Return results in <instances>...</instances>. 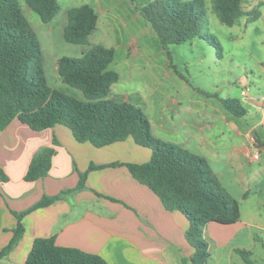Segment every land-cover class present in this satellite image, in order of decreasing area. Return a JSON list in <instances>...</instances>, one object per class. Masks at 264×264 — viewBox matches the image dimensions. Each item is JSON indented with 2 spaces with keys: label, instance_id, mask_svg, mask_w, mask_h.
<instances>
[{
  "label": "crops",
  "instance_id": "0c3cea01",
  "mask_svg": "<svg viewBox=\"0 0 264 264\" xmlns=\"http://www.w3.org/2000/svg\"><path fill=\"white\" fill-rule=\"evenodd\" d=\"M245 90L244 96L243 90L240 92L244 102L264 113V96L260 100L246 98L249 89ZM204 106L200 119L181 122L178 127L169 116L158 134L151 125L152 133L205 158L221 187L239 203L238 222H210L204 227L209 254L205 264H246L238 251L248 252L253 264H264V257L256 252L264 248V198L254 200L261 193L264 196V159L260 155L264 151V117L246 131L247 146L227 152L222 144L214 145L211 113L206 112L208 105ZM247 115L248 111L240 118ZM186 126L193 129L185 131ZM44 148L54 150L47 175L26 182L24 176L32 158ZM256 152L258 159L254 161L251 157ZM150 156L149 149L131 138L97 148L78 143L64 126L35 132L13 120L0 131V171L7 177L0 182V250L9 243L16 227L13 212L28 211L44 196L57 198L22 218L24 233L0 264H23L35 239L51 237L59 247L97 255L107 264H193L194 250L185 239L189 227L185 216L166 210L160 199L124 166L147 163ZM246 165L256 168L247 171ZM84 173V185L78 188ZM226 176L230 179L227 186L223 182ZM231 186H236L233 191Z\"/></svg>",
  "mask_w": 264,
  "mask_h": 264
},
{
  "label": "trees",
  "instance_id": "16d2710c",
  "mask_svg": "<svg viewBox=\"0 0 264 264\" xmlns=\"http://www.w3.org/2000/svg\"><path fill=\"white\" fill-rule=\"evenodd\" d=\"M219 21L232 27L241 18L257 20L259 8L243 9L244 0H211ZM43 23H49L60 11L58 0H25ZM150 25L161 48L194 38L205 41L221 54L216 38L201 30L206 15L203 0H152L139 10ZM98 23L96 11L83 4L68 11L63 38L67 43L83 44ZM115 50L102 45L91 47L80 58L61 57L57 71L62 82L82 92L76 99L48 85L41 60L40 41L23 14L17 0H0V131L13 120L40 132L57 125L66 127L78 143L97 148L131 138L151 151L144 164H125L134 179L146 185L166 210L185 216L189 227L185 239L193 248V264H205L209 257L203 238L206 224H234L240 219L239 203L221 187L217 176L202 156L158 139L138 106L109 99L119 75L111 69ZM223 109L234 117L246 115L236 98L219 99ZM54 150L44 148L31 160L24 176L33 182L47 175ZM115 165V164H113ZM94 169L90 167L89 170ZM86 174H81L78 188ZM7 177L0 171V182ZM57 197H43L28 211L15 213L16 227L9 243L0 250V260L21 239L22 218L29 212L50 205ZM246 264H253L245 251H238ZM23 264H107L101 257L74 248L59 247L53 237L38 238Z\"/></svg>",
  "mask_w": 264,
  "mask_h": 264
},
{
  "label": "rangeland",
  "instance_id": "374dc122",
  "mask_svg": "<svg viewBox=\"0 0 264 264\" xmlns=\"http://www.w3.org/2000/svg\"><path fill=\"white\" fill-rule=\"evenodd\" d=\"M17 1L40 41L44 72L53 89L84 100L80 90L62 82L57 60L80 58L91 47L102 45L115 50L111 69L119 75L108 98L140 107L156 134L169 116L181 127V122L200 119L204 105H208L206 112L211 113L214 125V145L220 147L222 144L223 151L231 152L238 146H247L246 131L264 117L260 109L244 102L245 98L240 96L241 90L245 89H249L246 98L260 100L264 96V0H244L245 12L262 4L261 15L249 23L243 17L232 27L219 21L211 0H203L206 15L201 30L216 38L221 54L199 38L163 50L139 12L152 0H58L60 11L49 23H43L25 0ZM83 4L91 6L98 14L96 29L83 44L67 43L63 32L68 11ZM227 98L241 100L248 115L236 119L226 112L219 99ZM192 129L186 126L185 131ZM260 155L264 159V151ZM254 167L246 165L244 168L248 171ZM216 170L219 172V167ZM229 180L228 176L223 177L224 185L227 186ZM235 187L231 186L230 190ZM262 198L261 193L254 200L261 201ZM247 207L252 209L250 204ZM262 210L264 212V207ZM261 239L264 244V235ZM256 250L264 257V248ZM253 261H256L255 257Z\"/></svg>",
  "mask_w": 264,
  "mask_h": 264
},
{
  "label": "built area",
  "instance_id": "2783aa9c",
  "mask_svg": "<svg viewBox=\"0 0 264 264\" xmlns=\"http://www.w3.org/2000/svg\"><path fill=\"white\" fill-rule=\"evenodd\" d=\"M246 94V90H243L241 92V95L244 96ZM252 160L256 161L258 159V153L256 152L255 154L252 155L251 157Z\"/></svg>",
  "mask_w": 264,
  "mask_h": 264
}]
</instances>
